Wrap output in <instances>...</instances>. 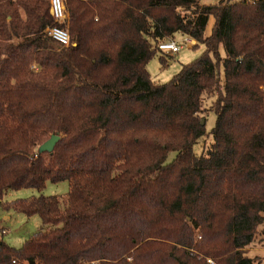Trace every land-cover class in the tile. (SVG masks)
Listing matches in <instances>:
<instances>
[{"label": "trees", "instance_id": "trees-1", "mask_svg": "<svg viewBox=\"0 0 264 264\" xmlns=\"http://www.w3.org/2000/svg\"><path fill=\"white\" fill-rule=\"evenodd\" d=\"M65 7L67 48L47 34V0H0V203L69 186L64 208L9 204L47 228L0 242V264H262L244 250L264 223V0ZM178 35L202 55L154 82L149 61ZM209 111L213 142L196 155Z\"/></svg>", "mask_w": 264, "mask_h": 264}, {"label": "rangeland", "instance_id": "rangeland-1", "mask_svg": "<svg viewBox=\"0 0 264 264\" xmlns=\"http://www.w3.org/2000/svg\"><path fill=\"white\" fill-rule=\"evenodd\" d=\"M49 3V0H47ZM220 0H200L202 5H215ZM238 1V0H231ZM253 2L255 0H248ZM65 7V0H63ZM66 10V7H65ZM63 29L68 33V25L64 26V21L60 24ZM183 36H176V42H180ZM195 45L190 43V45H183L182 49L173 56L164 55L167 58V67L163 68L159 57L161 53L158 52L155 57H153L147 66V71L150 78L157 83L163 84L170 81L182 68L197 58H199L204 47L198 45L197 48H193ZM222 54V52H221ZM205 108H208L212 99L204 96ZM205 118V136L193 147V152L196 155H201L208 147L212 144L211 131L215 126L216 116L213 112H205L202 115ZM175 154L170 153L167 157V163L174 159ZM69 191V186L67 182L61 183H50L47 182L45 187L41 190L36 189H22L18 191H7L0 203V242H3L7 246L20 249L26 241H28L35 233L45 230L47 227L44 226L38 216L28 217L21 212L14 211L12 208L8 207L9 204L19 201V200H31V199H49L52 197H57L61 200V207L64 208L66 195ZM2 231H5L3 234ZM246 256L249 258H256L262 264H264V223L258 228L257 233L253 242L245 248ZM208 264H214L210 259L207 261ZM94 264H104V263H94Z\"/></svg>", "mask_w": 264, "mask_h": 264}, {"label": "built area", "instance_id": "built-area-1", "mask_svg": "<svg viewBox=\"0 0 264 264\" xmlns=\"http://www.w3.org/2000/svg\"><path fill=\"white\" fill-rule=\"evenodd\" d=\"M49 13L55 24H60L67 19V13L64 7L63 0H49ZM48 36L60 47H69L71 45L69 33L61 26H54L47 31ZM194 44V41L188 37L178 43L174 40L163 42L158 45V51L164 55H176L183 47V45ZM4 234L5 231H2Z\"/></svg>", "mask_w": 264, "mask_h": 264}, {"label": "water", "instance_id": "water-1", "mask_svg": "<svg viewBox=\"0 0 264 264\" xmlns=\"http://www.w3.org/2000/svg\"><path fill=\"white\" fill-rule=\"evenodd\" d=\"M201 125H204V121H201ZM60 137L59 136H52L48 141H46L43 146L41 147V150L44 151H51L56 143L59 141Z\"/></svg>", "mask_w": 264, "mask_h": 264}, {"label": "crops", "instance_id": "crops-1", "mask_svg": "<svg viewBox=\"0 0 264 264\" xmlns=\"http://www.w3.org/2000/svg\"><path fill=\"white\" fill-rule=\"evenodd\" d=\"M212 25H213V19H210L209 20V27H208L207 32H206L207 35L210 34Z\"/></svg>", "mask_w": 264, "mask_h": 264}]
</instances>
